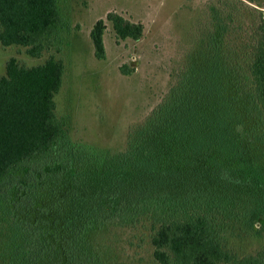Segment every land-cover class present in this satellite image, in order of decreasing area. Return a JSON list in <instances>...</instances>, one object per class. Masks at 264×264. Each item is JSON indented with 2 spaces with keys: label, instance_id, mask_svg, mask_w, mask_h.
<instances>
[{
  "label": "trees",
  "instance_id": "16d2710c",
  "mask_svg": "<svg viewBox=\"0 0 264 264\" xmlns=\"http://www.w3.org/2000/svg\"><path fill=\"white\" fill-rule=\"evenodd\" d=\"M57 1L0 0V45L35 57L51 49L65 24ZM231 1L211 8L201 43L117 151L74 140L57 114L62 58L6 61L1 264H111L93 234L138 224L154 264H264V250L240 256L229 241L264 230V15ZM106 19L118 39L143 34L116 11ZM104 29L99 18L90 30L97 57Z\"/></svg>",
  "mask_w": 264,
  "mask_h": 264
},
{
  "label": "rangeland",
  "instance_id": "374dc122",
  "mask_svg": "<svg viewBox=\"0 0 264 264\" xmlns=\"http://www.w3.org/2000/svg\"><path fill=\"white\" fill-rule=\"evenodd\" d=\"M235 1V0H234ZM65 20L53 47L39 57L22 45H0V74L10 57L36 64L48 55L62 58V85L55 94L56 112L67 120L74 140L99 149L120 150L129 127L140 122L164 97L177 73L201 43L211 8H229L231 0H58ZM264 15V0H242ZM109 11L140 21L142 36L118 39ZM242 17L246 15L242 14ZM103 18L104 55L97 57L90 37ZM198 36V38H197ZM59 48V49H58ZM239 231L229 239L240 255L264 250V230ZM0 226V246L6 239ZM102 257L111 264H154L144 225L115 226L93 234ZM5 259V258H4ZM3 256H0V264Z\"/></svg>",
  "mask_w": 264,
  "mask_h": 264
}]
</instances>
